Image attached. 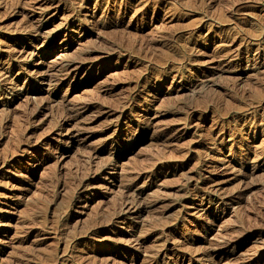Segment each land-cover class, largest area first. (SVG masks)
I'll use <instances>...</instances> for the list:
<instances>
[{
    "label": "rangeland",
    "instance_id": "obj_1",
    "mask_svg": "<svg viewBox=\"0 0 264 264\" xmlns=\"http://www.w3.org/2000/svg\"><path fill=\"white\" fill-rule=\"evenodd\" d=\"M0 264H264V0H0Z\"/></svg>",
    "mask_w": 264,
    "mask_h": 264
},
{
    "label": "bare ground",
    "instance_id": "obj_2",
    "mask_svg": "<svg viewBox=\"0 0 264 264\" xmlns=\"http://www.w3.org/2000/svg\"><path fill=\"white\" fill-rule=\"evenodd\" d=\"M96 157L97 156V153L95 152L94 155H90L88 157V160L87 162H90L91 158L92 157ZM133 191V194L130 193ZM135 192L133 190L132 187H129L127 186L123 192V196L121 197L120 201H119V204H118V207H117V212L116 214H124L125 212L129 211V212H133L136 210V205H135ZM112 222V221H111ZM216 255L213 253V258L215 257Z\"/></svg>",
    "mask_w": 264,
    "mask_h": 264
}]
</instances>
